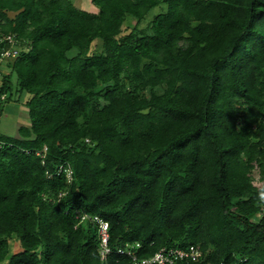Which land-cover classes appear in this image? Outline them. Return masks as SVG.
<instances>
[{"label": "trees", "instance_id": "16d2710c", "mask_svg": "<svg viewBox=\"0 0 264 264\" xmlns=\"http://www.w3.org/2000/svg\"><path fill=\"white\" fill-rule=\"evenodd\" d=\"M90 1L0 0L29 118L0 132V264H264V0Z\"/></svg>", "mask_w": 264, "mask_h": 264}, {"label": "built area", "instance_id": "2783aa9c", "mask_svg": "<svg viewBox=\"0 0 264 264\" xmlns=\"http://www.w3.org/2000/svg\"><path fill=\"white\" fill-rule=\"evenodd\" d=\"M22 46L18 39L12 35L7 34L0 37V120L3 116V105L7 98L6 91H1L3 86L4 77L11 70L13 61L18 57ZM46 147L43 148L45 150ZM36 154H40L36 152ZM67 176L70 177L71 171L65 170ZM82 221H90L96 226L97 236L99 239V253L101 259L110 252L108 246L109 232L108 222L98 215L81 214ZM138 246V243L135 244ZM117 252L125 254L130 258L131 264H175L177 260H182L189 257L195 260L200 255V251L195 247H190L188 250H181L178 248L161 247L149 257H139L131 248H118Z\"/></svg>", "mask_w": 264, "mask_h": 264}, {"label": "rangeland", "instance_id": "374dc122", "mask_svg": "<svg viewBox=\"0 0 264 264\" xmlns=\"http://www.w3.org/2000/svg\"><path fill=\"white\" fill-rule=\"evenodd\" d=\"M74 6L81 10H85L88 12H96L97 8L91 3L90 0H71ZM158 10H160V6H156L152 8L149 13L147 14V18L140 23V27L145 26L146 22L149 20L150 16L155 14ZM135 23L134 19H127L124 23V28L129 25L132 26ZM27 96H18L15 93V98L10 99L8 101V105L4 107L3 116L0 120V132L5 134H10L11 136H16L17 129L19 126L24 124H29V118L26 114V108L24 106V101L26 100ZM253 181L256 185H259L260 182L258 181V174L257 170L253 171ZM10 247L11 251L18 250V241L13 236L10 240Z\"/></svg>", "mask_w": 264, "mask_h": 264}, {"label": "crops", "instance_id": "0c3cea01", "mask_svg": "<svg viewBox=\"0 0 264 264\" xmlns=\"http://www.w3.org/2000/svg\"><path fill=\"white\" fill-rule=\"evenodd\" d=\"M1 133H3V132H1ZM3 134H5V133H3ZM5 135H9V136H11L10 134H5ZM16 135H17V133H16Z\"/></svg>", "mask_w": 264, "mask_h": 264}]
</instances>
